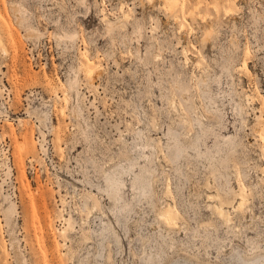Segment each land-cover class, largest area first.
<instances>
[{
  "label": "rangeland",
  "instance_id": "obj_1",
  "mask_svg": "<svg viewBox=\"0 0 264 264\" xmlns=\"http://www.w3.org/2000/svg\"><path fill=\"white\" fill-rule=\"evenodd\" d=\"M0 37V264H264V0H0Z\"/></svg>",
  "mask_w": 264,
  "mask_h": 264
},
{
  "label": "built area",
  "instance_id": "obj_2",
  "mask_svg": "<svg viewBox=\"0 0 264 264\" xmlns=\"http://www.w3.org/2000/svg\"><path fill=\"white\" fill-rule=\"evenodd\" d=\"M7 95V97H5ZM39 96L38 93L35 94V92H32L27 97V101H25L26 106L24 108V114L27 116L26 119L30 120L32 124H34V140L37 144V151H38V157L36 159L28 158L27 167L30 168L32 171H35L36 173L34 175H38L37 173V167L38 162L44 161L42 155H46L47 149H46V141L48 139L47 133L44 131L45 126L42 125L43 121H56L58 122V114L55 108V101L49 102V104H46V102L42 101V99H37ZM9 94H3L2 99V105H4V112L2 113V118H9V106L7 103V98H9ZM26 100V98H25ZM52 149L53 147V139H52ZM29 164V165H28ZM37 166V167H36ZM39 170V174H40ZM41 181H43L41 179ZM46 175H45V181Z\"/></svg>",
  "mask_w": 264,
  "mask_h": 264
},
{
  "label": "bare ground",
  "instance_id": "obj_3",
  "mask_svg": "<svg viewBox=\"0 0 264 264\" xmlns=\"http://www.w3.org/2000/svg\"><path fill=\"white\" fill-rule=\"evenodd\" d=\"M164 2H166V4H168L169 5V7L170 6H172V7H176V4H177V0H164ZM168 7V6H167ZM15 8V7H14ZM18 7H16V9H17ZM168 10H171L170 8L168 9ZM16 11V10H15ZM25 11V10H24ZM18 12H19V9H18ZM16 14H17V12H16ZM24 14V13H23ZM193 14V13H192ZM19 15V14H18ZM17 15V16H18ZM25 15V14H24ZM19 17V16H18ZM20 18L22 19V16H20ZM24 20L26 21V19L25 18H23V22H24ZM20 21V20H19ZM22 22V21H21ZM209 26H211L210 24H209ZM182 27V26H181ZM212 27V26H211ZM183 28V27H182ZM33 30V29H32ZM209 31H207L206 32V39L208 38V36H209V34H212V32L210 31L209 33H208ZM30 33H31V31H30ZM32 33H33V31H32ZM36 33V32H35ZM34 33V34H35ZM28 34V33H27ZM33 34V35H34ZM39 34V33H38ZM29 36V35H28ZM69 37V36H68ZM71 37V36H70ZM69 37V38H70ZM1 37H0V44H1ZM207 41H208V39H207ZM207 41H205V42H207ZM3 42V41H2ZM5 51V50H4ZM98 66L97 67H95V68H90L89 70H88V72H89V74L90 75H92V74H94L97 70H98ZM73 87V86H72ZM74 112H75V114H77V115H79V112H78V110L77 109H75L74 110ZM260 131V130H259ZM260 133V132H259ZM260 135V137H261V140H263L264 141V133H262V135L261 134H259ZM23 145V144H22ZM22 148H24L23 146H22ZM242 198V197H241ZM243 202H244V199L242 200ZM241 201V202H242ZM242 202V203H243ZM242 203H240V204H242ZM243 206V205H242ZM238 207H240L239 205H238ZM220 208V207H219ZM219 210H221V208L219 209ZM218 210V211H219ZM220 213L221 214H223V212L222 211H220ZM224 215V214H223ZM166 221L168 222V223H171L172 222V220H171V217L170 216H166ZM172 225V224H171Z\"/></svg>",
  "mask_w": 264,
  "mask_h": 264
}]
</instances>
